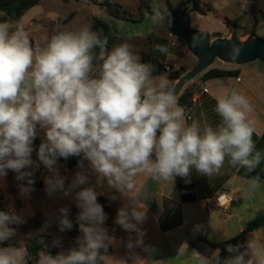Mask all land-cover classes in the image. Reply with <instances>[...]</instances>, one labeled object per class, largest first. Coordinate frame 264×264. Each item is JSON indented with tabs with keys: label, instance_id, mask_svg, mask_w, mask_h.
I'll use <instances>...</instances> for the list:
<instances>
[{
	"label": "clouds",
	"instance_id": "clouds-1",
	"mask_svg": "<svg viewBox=\"0 0 264 264\" xmlns=\"http://www.w3.org/2000/svg\"><path fill=\"white\" fill-rule=\"evenodd\" d=\"M153 19L164 21L159 12ZM169 27L172 20L167 19ZM164 55L165 45H154ZM240 44L227 53L237 61ZM154 65L142 62L129 43L108 47L102 30L82 26L79 30L55 29L43 43L34 41L22 23L0 20V177L14 171L22 195L34 181L27 169L38 166L32 159L37 126L45 139L37 156L51 176L47 191L67 196L75 191L80 212L77 222L82 235L78 247L55 256L40 251L36 264H108L111 237L103 227L107 219L97 202L98 193L89 182L88 169L106 179L109 187L129 198L118 209L115 222L125 231L136 232L146 219L147 186L141 177L155 182H174L176 176L189 182L191 172L211 177L227 163L252 173L264 163V152L256 148L253 134L254 107L236 89L222 87L215 97L214 111L220 121L214 127L187 123L185 108L171 88L166 73L154 76ZM82 156L70 184L59 174L58 158ZM260 176L249 179L250 191L262 186ZM61 231L71 229L68 209H60ZM24 221L15 211H0V243L16 235L13 224ZM129 240L128 247H133ZM187 246V245H186ZM197 253L198 264H264V240L246 238L227 244L228 256L221 259ZM24 241L19 246L0 247V264H28Z\"/></svg>",
	"mask_w": 264,
	"mask_h": 264
},
{
	"label": "crops",
	"instance_id": "crops-1",
	"mask_svg": "<svg viewBox=\"0 0 264 264\" xmlns=\"http://www.w3.org/2000/svg\"><path fill=\"white\" fill-rule=\"evenodd\" d=\"M201 8L208 14L220 17V37L230 38L234 30L240 39H245L253 34L264 39L258 34L260 26L264 25V0H198ZM184 5V4H183ZM193 18L198 19L199 14L191 5H184ZM182 9V8H180ZM2 15V13H0ZM222 14V15H220ZM240 14H251L254 17L247 24L240 25L237 18ZM259 14L261 20L255 18ZM71 17L60 20L56 17L51 24L62 25V29L79 30L69 28ZM227 20L236 24V28L227 27ZM60 28V29H61ZM25 29H30V37L34 41L43 43L50 38L54 30L41 29L40 24L29 23ZM216 39V38H215ZM152 45H162L161 42L152 40ZM173 47V45H172ZM188 56L187 51L184 52ZM179 60V58H175ZM153 61V59H152ZM213 67L225 70H238V76L212 78L207 81L199 79L197 87L192 94V105L185 109L188 124L193 120L198 121L201 127L205 125L215 126L220 117L214 111L215 97L220 94L222 87L236 89L245 95L254 107L251 118L256 120V130L253 140L256 148L264 152V65L245 64L242 66ZM176 82L170 86L173 88ZM37 138L40 142L45 139L44 130L37 126ZM32 159L38 166L27 169L33 173L31 179V191L22 195L20 185H27V181L17 180V174L8 170L7 175L0 177V211H15L24 221L21 224H13L16 235L10 240L0 243V247L19 246L24 241L29 253L28 264H36L38 253L47 251L55 256L60 252L78 247L77 238L82 235L77 222L80 209L75 202V191L65 196L61 191L49 194L46 190L45 178L52 175L51 172L39 162L37 151H33ZM85 169H88L90 186L98 193L97 202L103 207L107 219L103 227L107 229L111 242L108 244L107 255L110 257L108 264H198L197 253L205 256H214L217 249L209 243L217 244L240 234L246 227V220L241 215L239 201L244 202L248 196L249 179L239 174L240 169L232 168L225 164L220 172L211 177H205L192 171L196 192V201L183 203L177 190V186L171 181L155 182L154 189L146 204V219L138 227L143 232L142 244L136 245V232L125 231L115 222L118 209L129 203V198L118 190L108 186L105 178L98 176L88 167L84 161ZM59 174L65 178V186L71 183L74 174L80 171L76 166L66 170L57 162ZM255 170H264L262 163ZM147 185L149 178H140ZM264 181V180H262ZM264 184V183H263ZM220 194H227L234 198L233 204L227 209H219L215 206V199ZM68 209V219L73 227L64 231L60 230V209ZM219 209V210H217ZM222 212V213H221ZM264 232L260 228L250 233L258 236ZM232 235V237H230ZM133 242V247H128V242ZM187 245V246H186ZM186 253L184 257L183 254ZM173 259L177 263H172Z\"/></svg>",
	"mask_w": 264,
	"mask_h": 264
},
{
	"label": "rangeland",
	"instance_id": "rangeland-1",
	"mask_svg": "<svg viewBox=\"0 0 264 264\" xmlns=\"http://www.w3.org/2000/svg\"><path fill=\"white\" fill-rule=\"evenodd\" d=\"M105 1L121 6L123 10L130 12L133 16L131 19H117L110 16L105 12L103 7ZM183 4L186 6L191 5L187 0H153L151 8L153 11L158 12L157 6L159 5L163 12L169 13L171 8L173 11H179L178 9L183 8ZM138 5V0H43L37 6L24 12L18 20L13 21L22 23L24 26H27L30 22L36 26L37 23L40 24L41 29L47 31L49 29L55 30L61 28V24H51V21H54L56 17H59L61 21L71 17L68 24L71 29H80L85 25L91 28L94 19L102 20L108 23L113 31L115 37L113 44L126 42L133 45L134 50L141 57L142 62H145L144 59L149 55L150 60L152 61L153 59L151 64L155 67L153 75L158 76L161 73H166L172 84L173 81L170 78L169 73L179 70L181 67L190 70L194 67L197 60L190 54L183 40L170 35L163 21H155L153 19L154 16L152 15H147L145 19L140 22L135 21L138 16ZM199 7L201 12L196 11L200 15L198 19L193 18L189 13L187 28L192 32L207 37L220 34V23L218 24V22H220V17L218 15L215 16L206 13L203 11L200 4ZM255 18L259 21L261 20L259 14H255ZM250 20H253L254 22V17H252L251 14H240L237 18V22L240 25L247 24ZM26 30L31 34L30 29ZM258 34L264 36V25L259 27ZM255 36L257 37V35ZM257 38L264 41L261 37ZM152 40L161 42L163 43L162 45L167 46L169 54L164 55L157 51L154 48V44L152 45L151 43ZM185 50L187 51L188 56L184 55L183 52ZM177 57L179 60H175ZM251 64L264 65L259 61ZM165 66H169L171 70H165ZM221 66L231 67L230 65L217 60L211 68ZM199 79H201L200 75L187 82L182 91L187 89L188 91L193 92L198 86L197 81ZM239 203V211L244 220H246V225L255 218L264 216V184L262 183V186L254 192L250 191L248 186L247 198L244 202L239 201ZM230 237H232V235H230ZM248 237L264 240V232H259L258 236L248 234L247 238ZM183 256L185 257L186 253H184ZM172 261V263H177L176 259H173Z\"/></svg>",
	"mask_w": 264,
	"mask_h": 264
},
{
	"label": "trees",
	"instance_id": "trees-1",
	"mask_svg": "<svg viewBox=\"0 0 264 264\" xmlns=\"http://www.w3.org/2000/svg\"><path fill=\"white\" fill-rule=\"evenodd\" d=\"M41 1L43 0H0V13H2V15H0V20H3V19H10L12 21L18 20L24 14V12L37 6L38 4H40ZM138 1H139V5L137 8L138 16L136 17L137 19H135V21L140 22L143 19H145L147 15L155 16L157 12L153 11L151 8V4L153 0H138ZM187 1L191 4V7L193 8V10L201 12L198 0H187ZM103 7H104L105 12H107L110 16H113L117 19H131V17L133 16V14H131L130 12L123 10L121 6L117 4H112L109 1H105L103 3ZM157 10L163 16L168 14L166 12H163L159 5L157 6ZM170 12H173L172 8L170 9ZM227 26H229L230 28H236V24L230 20H227ZM91 29L94 31L102 30L103 34L108 37V47L111 48L115 37L108 23L102 20H99V19H94ZM253 34L256 35L254 32ZM208 37L210 40H213L215 38H219L220 35L216 34V35H212ZM144 61L146 63L152 62L150 60L149 55L146 59H144ZM187 71L188 70L185 67H181L179 70H175L169 73L170 78L172 79L173 82H177L180 79V77L184 75ZM238 75H239L238 70H225V69H219V68H210L206 70L205 72H203L202 74H200V78L202 81H207L212 78L238 76ZM192 94L193 92L185 89L182 92H180L178 96L179 104L185 109L190 108L192 105ZM262 140L264 141V135L262 137ZM40 144L41 142L36 136V138L33 141V146H34L35 151H38ZM81 159H82V156H70L68 159L58 158L57 162L61 163L66 170H70L78 166V161H80ZM42 166L44 165L42 164ZM239 174L248 179H250L252 176L258 175L261 177V180H264V170H255L252 173H248L245 169H240ZM175 183L177 186V190H178L181 202L190 203V202L196 201V192H195L192 172L189 177V182H186L185 179L182 177L176 176ZM145 202L148 203V199H146ZM260 228H264V216H259L255 218L254 220H252L251 222H249L246 225V227L243 229V231L237 236L230 238L226 241L217 243V244H213V243H209V244L213 248L220 250L219 255H220V258L223 259L229 255V253H227L226 251L227 244L241 243L247 238L248 234Z\"/></svg>",
	"mask_w": 264,
	"mask_h": 264
},
{
	"label": "water",
	"instance_id": "water-1",
	"mask_svg": "<svg viewBox=\"0 0 264 264\" xmlns=\"http://www.w3.org/2000/svg\"><path fill=\"white\" fill-rule=\"evenodd\" d=\"M169 15L172 20L170 27L167 23ZM164 17L163 22L170 35L183 40L190 54L197 60L194 67L182 75L173 86L172 89L177 96H179L186 82L193 80L210 69L217 60L234 66H242L256 61L264 64V41L257 38L254 34L248 35L245 39H240L237 31L234 30L230 38L219 37L210 40L207 36L197 34L187 28L188 11L186 7L179 11L169 12ZM232 43L240 44L242 47V54L237 61L230 60L227 55ZM146 186L147 197H149L154 189L155 181L149 179Z\"/></svg>",
	"mask_w": 264,
	"mask_h": 264
},
{
	"label": "built area",
	"instance_id": "built-area-1",
	"mask_svg": "<svg viewBox=\"0 0 264 264\" xmlns=\"http://www.w3.org/2000/svg\"><path fill=\"white\" fill-rule=\"evenodd\" d=\"M165 70L170 71L169 66H165ZM234 202V198L227 194H220L215 199V206L219 209H227Z\"/></svg>",
	"mask_w": 264,
	"mask_h": 264
}]
</instances>
